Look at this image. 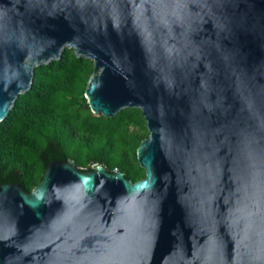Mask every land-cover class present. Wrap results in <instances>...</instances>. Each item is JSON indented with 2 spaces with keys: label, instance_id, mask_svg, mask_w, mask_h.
<instances>
[{
  "label": "water",
  "instance_id": "obj_1",
  "mask_svg": "<svg viewBox=\"0 0 264 264\" xmlns=\"http://www.w3.org/2000/svg\"><path fill=\"white\" fill-rule=\"evenodd\" d=\"M67 49L93 113L142 110L146 176L1 183L0 264H264V0H0V123Z\"/></svg>",
  "mask_w": 264,
  "mask_h": 264
},
{
  "label": "trees",
  "instance_id": "obj_2",
  "mask_svg": "<svg viewBox=\"0 0 264 264\" xmlns=\"http://www.w3.org/2000/svg\"><path fill=\"white\" fill-rule=\"evenodd\" d=\"M94 67L67 49L60 60L36 68L33 88L0 123V184L30 192L53 160L69 159L86 170L122 171L134 182L146 176L137 153L149 136L142 110L93 113L85 93Z\"/></svg>",
  "mask_w": 264,
  "mask_h": 264
},
{
  "label": "rangeland",
  "instance_id": "obj_3",
  "mask_svg": "<svg viewBox=\"0 0 264 264\" xmlns=\"http://www.w3.org/2000/svg\"><path fill=\"white\" fill-rule=\"evenodd\" d=\"M134 130H136V129L134 128Z\"/></svg>",
  "mask_w": 264,
  "mask_h": 264
},
{
  "label": "built area",
  "instance_id": "obj_4",
  "mask_svg": "<svg viewBox=\"0 0 264 264\" xmlns=\"http://www.w3.org/2000/svg\"><path fill=\"white\" fill-rule=\"evenodd\" d=\"M117 171V170H116Z\"/></svg>",
  "mask_w": 264,
  "mask_h": 264
}]
</instances>
